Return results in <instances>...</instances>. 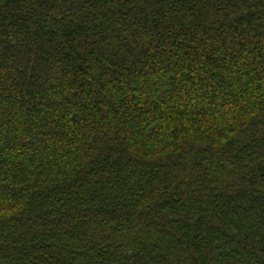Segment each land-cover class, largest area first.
Wrapping results in <instances>:
<instances>
[{
  "label": "trees",
  "instance_id": "obj_1",
  "mask_svg": "<svg viewBox=\"0 0 264 264\" xmlns=\"http://www.w3.org/2000/svg\"><path fill=\"white\" fill-rule=\"evenodd\" d=\"M0 264H264V0H0Z\"/></svg>",
  "mask_w": 264,
  "mask_h": 264
}]
</instances>
